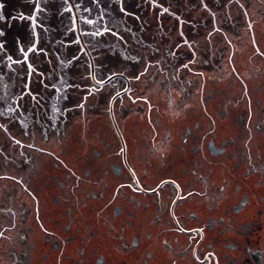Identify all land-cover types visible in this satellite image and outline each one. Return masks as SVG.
Listing matches in <instances>:
<instances>
[{
  "label": "flooded vegetation",
  "instance_id": "1",
  "mask_svg": "<svg viewBox=\"0 0 264 264\" xmlns=\"http://www.w3.org/2000/svg\"><path fill=\"white\" fill-rule=\"evenodd\" d=\"M23 5L0 0L24 37L0 40V264H264V0Z\"/></svg>",
  "mask_w": 264,
  "mask_h": 264
},
{
  "label": "water",
  "instance_id": "2",
  "mask_svg": "<svg viewBox=\"0 0 264 264\" xmlns=\"http://www.w3.org/2000/svg\"><path fill=\"white\" fill-rule=\"evenodd\" d=\"M24 0H21V7H25L23 5ZM3 3V2H2ZM47 8L49 9L50 5L49 2L46 3ZM2 14L3 9L0 10ZM25 13V12H24ZM4 19V23L0 24V40L4 42H11L12 44L14 43H20L24 44V37H22L21 30H19L18 23H16L14 20H11L10 17H8V20L6 21V17L2 16Z\"/></svg>",
  "mask_w": 264,
  "mask_h": 264
},
{
  "label": "rangeland",
  "instance_id": "3",
  "mask_svg": "<svg viewBox=\"0 0 264 264\" xmlns=\"http://www.w3.org/2000/svg\"><path fill=\"white\" fill-rule=\"evenodd\" d=\"M254 19L258 22V21H260L259 23L260 24H262L263 23V20H264V16L263 15H261V14H255L254 16ZM261 19V20H260ZM258 32V34H260L261 35V38H260V40L262 39V42H264V37H262V34H264V27L263 26H258V29H257V31H255V33H257ZM209 33V32H208ZM240 33V38H242L243 40H246V42L243 44V46H241V47H243V48H241V49H244L245 50V52L243 53V56H246V55H253L254 53L252 52H250L249 53V49H251V48H253V46L251 45V42H247V40H250L251 41V37H250V35L248 34V32L247 31H242V32H239ZM212 34H214V33H212ZM259 36V35H258ZM257 36V37H258ZM262 44V43H261ZM240 50V49H239ZM232 52H228L226 55H230ZM238 53H241L240 55H242V52H241V50L240 51H238ZM226 60H227V58H226Z\"/></svg>",
  "mask_w": 264,
  "mask_h": 264
}]
</instances>
